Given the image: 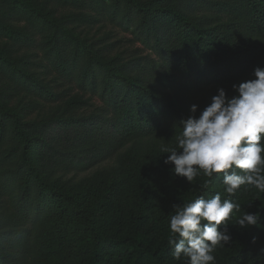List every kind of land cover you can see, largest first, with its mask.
I'll list each match as a JSON object with an SVG mask.
<instances>
[{"label":"trees","instance_id":"1","mask_svg":"<svg viewBox=\"0 0 264 264\" xmlns=\"http://www.w3.org/2000/svg\"><path fill=\"white\" fill-rule=\"evenodd\" d=\"M13 1L32 9L28 1ZM120 1L145 17L133 33L161 58L160 63L145 56L129 57L123 65L119 58L103 64L107 82L114 88L109 92L108 83L102 85L100 111L86 118L74 112L56 115L45 123V131L51 124L57 128L49 138L41 135L43 124L30 125L24 131L19 117L0 107V117L12 121L21 145L16 168L0 174V264H181L173 259L167 243L172 206L198 197L211 199L217 193L222 200L239 204L241 212L230 218L231 240L217 248L215 264H264V193L242 187L229 196L221 179L209 181L202 173L189 184L172 174V165L163 163L167 154L161 151L175 146L179 122L188 118L191 105L199 106L198 116L217 88H224L232 97L233 84L254 78L253 69L264 67V0ZM31 18L33 25L36 21L42 25L39 30H45L39 15ZM152 18L164 19V25L156 21L146 29ZM1 30L9 40L18 32ZM55 53L61 55L54 61L60 72L72 75L75 63H68L60 46ZM78 55L73 53L72 61ZM121 72L140 74L130 83ZM122 80L127 81L128 89L120 84ZM94 84L88 85L87 75L79 82L82 93L91 87L93 97ZM167 88V93L156 92ZM93 97L80 93L69 105L81 108ZM145 139L153 140L147 153L140 149L136 155L119 159L123 150L126 154L129 147ZM98 150L106 151L105 156L116 155L120 170L134 160L137 167L129 168L127 175L116 173L110 188L98 179L85 194L46 180L44 172L50 167L83 164V155ZM117 182L131 187L128 194L123 186L113 188ZM15 185L21 187L16 194ZM33 193L47 201L40 199L33 209L28 204ZM156 198L162 200L161 208L151 214L148 204ZM243 211L258 212V224L246 229L235 226Z\"/></svg>","mask_w":264,"mask_h":264},{"label":"rangeland","instance_id":"2","mask_svg":"<svg viewBox=\"0 0 264 264\" xmlns=\"http://www.w3.org/2000/svg\"><path fill=\"white\" fill-rule=\"evenodd\" d=\"M25 1L32 4V9H24L23 5L13 0H0V107L16 114L24 131H29L30 125L41 123L43 124L41 135L45 133L46 138H49L57 128L51 124L52 128L45 131V123L50 122L56 115L66 116L67 112H74L80 118H86L89 114L96 112L102 104L99 100L103 90L102 85L105 82L108 83V73L103 70V64H112L113 60L119 58L120 64L123 65L130 58L143 59L145 56L153 58L158 63L162 61L146 47L147 45H144L138 33H133V30L142 26L143 21L146 20L145 17L123 1L101 0L102 8L93 0ZM186 2L187 0H184L185 4ZM34 14L39 15L43 21L44 31L39 30L42 27L40 23L33 21L35 26L32 24L31 16ZM155 19L145 21L146 29L149 25L154 27L156 21L164 25V19L156 21ZM1 27H4L6 31L12 28L18 29V32L13 40H9ZM59 46L63 49V56H67L68 63H75V72L72 75L69 74V77L62 74L54 62L61 57L57 53L53 54V50ZM75 52H79V58L72 61L71 57ZM125 74L131 83L136 77L139 78L140 73L131 75L126 72ZM86 75L88 85L93 81L95 83L94 97L91 87L88 86L85 93H82L80 89L79 82ZM120 84L124 85L125 89L129 88L127 81L122 80ZM106 85L111 92L114 87L109 83ZM168 91L169 88L156 90L158 93ZM80 93L93 98L84 107L70 106L69 103ZM77 101H80V97ZM150 142L153 140L145 139L139 144H134L128 148L126 154L123 150L119 154V159L122 160L124 156L130 154L136 155V151L140 149L147 153L152 147ZM19 148L21 145L17 142L12 121L0 117V174L7 169L12 171L16 168ZM105 155H107L106 151L98 150L89 155H83V164L79 162L76 166L71 163L62 167L52 166L45 170L44 175L47 181L61 189L85 194L98 179L103 180V187L110 188L116 173L126 174L129 168L137 167V162L134 160L132 163L129 161L130 163L128 162L120 170L117 156ZM19 172L20 169L17 170L18 174ZM122 186L120 182H117L113 188ZM123 187L128 194L131 187ZM13 188L14 194L21 189L17 185ZM33 195L28 203L33 209L38 206L40 199L47 201L45 197L34 193ZM161 204L160 198L149 201V212L157 214ZM112 210L114 212L115 209L112 208ZM33 213L31 211V215H34ZM57 259L59 258L55 260ZM179 263L182 264V261Z\"/></svg>","mask_w":264,"mask_h":264},{"label":"clouds","instance_id":"3","mask_svg":"<svg viewBox=\"0 0 264 264\" xmlns=\"http://www.w3.org/2000/svg\"><path fill=\"white\" fill-rule=\"evenodd\" d=\"M254 78L233 84L228 97L217 88L210 103L197 116L198 105L179 122L181 131L174 147H162L165 165L174 176L191 184L201 173L221 179L224 191L234 195L255 188L264 193V67H255ZM168 245L173 259L183 264H215V251L229 244V220L241 206L219 193L211 199L198 197L184 205H173ZM259 213L243 211L236 219L240 229L255 226ZM255 242V238H253Z\"/></svg>","mask_w":264,"mask_h":264}]
</instances>
